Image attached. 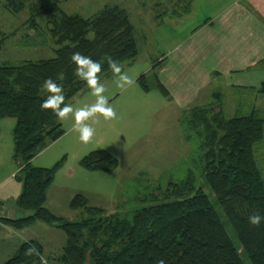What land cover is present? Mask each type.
<instances>
[{"label": "trees", "instance_id": "16d2710c", "mask_svg": "<svg viewBox=\"0 0 264 264\" xmlns=\"http://www.w3.org/2000/svg\"><path fill=\"white\" fill-rule=\"evenodd\" d=\"M26 7L24 0H6V8L13 13ZM30 10L28 23L36 30L37 20L47 19L45 30L55 42L54 56L0 63V120H15L13 159L19 165L16 178L23 184L17 206L30 213L16 219L2 217L0 223L19 230L40 221L61 229L67 242L53 259L55 264H264V221L259 227L248 222L254 212L264 215V172L255 152L264 140V117L258 110L227 118L217 101L184 110L180 126L187 140L198 141L197 154L192 155L186 176L171 181L163 196L144 194L138 207L120 211L121 207L108 214L76 194L69 206L83 210L78 221L47 208V192L62 161L37 167L33 159L62 137L65 129L51 110L41 108L48 95L44 81L57 80L62 72L64 80L57 82L63 84L65 102L70 103L88 88L74 76L72 53L100 62V77H108L113 75L109 57L121 65L135 60L140 50L130 13L120 5H107L87 18L67 13L61 0H38ZM139 83L150 89L145 75ZM155 83L168 94L157 77ZM80 163L89 170L107 172L119 165L104 149L91 151ZM30 246L42 255L40 242L31 240L4 264H41L39 256L25 254Z\"/></svg>", "mask_w": 264, "mask_h": 264}, {"label": "rangeland", "instance_id": "374dc122", "mask_svg": "<svg viewBox=\"0 0 264 264\" xmlns=\"http://www.w3.org/2000/svg\"><path fill=\"white\" fill-rule=\"evenodd\" d=\"M24 1L26 9L13 13L6 8V0H0V63L18 64L23 60L54 56L55 42L45 30L47 19L37 20L38 30L28 23L30 6L38 0ZM229 1L195 0L193 5V0H61V6L67 13L86 18L100 13L107 5H120L127 9L137 29L140 53L135 62L121 65L134 80L126 90L116 87L114 76L110 79L101 77L105 95L109 97L110 106L117 111L118 119L104 121L101 117L100 122L93 125L96 135L89 144L82 143L78 133L71 131L74 121L66 120L63 126L65 134L33 159V165L37 167H52L62 161L49 188L47 207L70 221H78L83 217V210L71 209L69 202L76 194H83L90 206L104 208L108 214L118 212L121 207L120 211H127L139 206L142 195L153 193L163 196L171 181H180L186 176L187 165H193L192 155L197 154L198 141L187 140L180 126L179 112L167 105L160 92L155 88L144 90L137 79L148 73V83L155 80L151 71L154 63L171 49L188 41L200 23L208 16L225 10ZM185 8L190 11L186 12ZM40 31L45 36L39 35ZM229 96L239 100L240 108H243V103L244 108H249L239 110L238 107L235 113L225 109L227 117L250 113L257 97L264 100V95L255 96L235 90L227 92L220 88L216 90L215 101L226 106ZM94 100L87 88L70 104L81 107ZM14 126V119L0 120V203L4 202L0 215L20 218L30 213L16 205L22 184L11 175L19 168L13 159ZM98 149L112 153L119 161L118 167L110 172L84 168L81 159ZM255 150L264 172V140L256 145ZM205 191L213 196L207 187ZM211 199L220 211L216 198L213 196ZM44 226L36 223L31 227L33 231L24 233V236L28 237L33 232L45 235ZM59 232L66 238L62 230ZM46 235L48 239L49 234ZM57 237H50V240H55L51 247L60 255L64 244H61V235L60 239ZM47 261L55 264L54 260Z\"/></svg>", "mask_w": 264, "mask_h": 264}, {"label": "crops", "instance_id": "0c3cea01", "mask_svg": "<svg viewBox=\"0 0 264 264\" xmlns=\"http://www.w3.org/2000/svg\"><path fill=\"white\" fill-rule=\"evenodd\" d=\"M229 2L225 10L214 16H208L203 23H200L191 33L188 41L185 40L186 42L184 41L185 43L181 46L171 49L167 55H163L154 63L153 68L151 67L152 76L159 79L168 94L161 92L155 80L150 82L148 91L152 88L157 89L167 105L179 112V118L188 108L207 106L215 102L216 90L220 88L227 92L235 90L253 93L255 96L264 95V0H231ZM189 11L188 8L186 12ZM135 60L126 63L131 64ZM143 75L148 77V73L141 76ZM256 99L253 110L262 111L260 113L264 114V100L258 97ZM226 100L227 105L223 103L222 105L227 117L225 109L235 113V109L238 110L239 107V100H234L231 96ZM244 105L243 103V108L239 107V110H248L249 107L244 108ZM243 114H249V112ZM61 124L65 127L64 122ZM18 171H13L11 175L16 178ZM19 182L22 184L21 181ZM48 192L46 203H48ZM20 194L18 193V197ZM3 206L4 202L0 203V210ZM2 217L0 215V218ZM36 223L45 224L43 228L45 235L33 232L25 237L24 233H31L33 231L31 227ZM59 230L61 229L54 225L40 221L19 230L0 223V264H4L13 257L22 243L31 240L39 241L42 245V255L46 259L53 260L59 255L51 247V243L55 240H50V237L58 236L57 239H60L61 235L63 240L61 244H64L61 245L62 251L67 242V237L64 238ZM17 233H20L23 239ZM46 234H49L48 239Z\"/></svg>", "mask_w": 264, "mask_h": 264}, {"label": "clouds", "instance_id": "9594fccd", "mask_svg": "<svg viewBox=\"0 0 264 264\" xmlns=\"http://www.w3.org/2000/svg\"><path fill=\"white\" fill-rule=\"evenodd\" d=\"M71 62L76 65L74 76L87 85L91 95L95 98L94 102L81 107H74L72 104L66 103L63 84L57 82V80H64V74L61 72L58 74L57 80L47 78L44 81L42 87L48 95L42 102L41 108L51 110L61 122L72 119L74 123L71 131L78 133V138L82 143L89 144L96 135L93 125L98 124L101 117L104 121H113L118 119V115L115 108L110 106L109 97L105 95V85L101 82L100 73L103 70V65L80 52L72 53ZM107 63L113 73L117 88L126 90L134 84L133 78L123 70L116 60L109 57ZM262 221H264V215L258 212L248 216V222L252 226L259 227ZM17 235L21 236L20 233ZM21 238L23 239L22 236ZM25 254L39 256L41 264H48L47 259L35 247H28Z\"/></svg>", "mask_w": 264, "mask_h": 264}]
</instances>
